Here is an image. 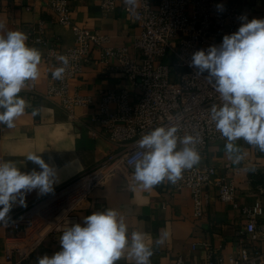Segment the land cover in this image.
<instances>
[{
    "label": "built area",
    "instance_id": "2783aa9c",
    "mask_svg": "<svg viewBox=\"0 0 264 264\" xmlns=\"http://www.w3.org/2000/svg\"><path fill=\"white\" fill-rule=\"evenodd\" d=\"M99 1L105 14L121 7L138 22L141 31L134 49L139 55L133 56L128 47L108 45L106 36L75 24L67 0H50L47 6L60 24L71 28L75 41L68 48H59L40 36L42 24L29 31L31 41L46 49L48 62L65 67L57 57L68 58L63 77L49 86L48 94L60 97L62 106L69 111L88 104L89 97L70 93V80L99 52L102 62H117L116 68L136 86L138 96L133 102L126 90L105 92L96 119L106 127L117 149L9 218L7 225L17 234L7 241L6 258L13 260L16 256L15 264H25L45 238L79 223L78 213L85 208L93 190L113 176L133 175L135 162L148 151L139 148L138 141L156 127H176L177 144L182 148L183 138L193 137L194 144L189 146H194L200 157L205 156L210 144L226 142L211 119L212 106L219 108L223 104L214 87L215 78L191 66L192 56L198 50L219 46L224 35L238 31L240 17L246 16L248 21L255 17L225 0H132L127 4L121 0ZM221 4L222 12L216 7ZM112 103L115 111L110 110ZM168 184L175 191H191L196 219L205 216L211 202L204 192L207 187L216 188L221 201L241 209L246 217L245 227L237 234V251L225 255L203 243L208 249L205 264H264V206L260 202L240 206L233 176L221 175L214 165L198 164L184 169L179 180ZM174 264H183L182 258Z\"/></svg>",
    "mask_w": 264,
    "mask_h": 264
},
{
    "label": "crops",
    "instance_id": "0c3cea01",
    "mask_svg": "<svg viewBox=\"0 0 264 264\" xmlns=\"http://www.w3.org/2000/svg\"><path fill=\"white\" fill-rule=\"evenodd\" d=\"M50 0H0V35L8 31L26 34V45L41 53L39 77L26 82L19 94L26 101L25 113L16 118L13 128L0 125V163L15 161L22 172L39 166L26 160L29 153L40 154L56 170L57 182L54 190L90 169L117 149L108 136L106 127L97 120L105 92L119 93L126 90L134 102L138 96L136 86L124 78L116 68V61L105 63L100 53L95 52L93 61L83 71L70 80V93L89 97L86 105L75 106L69 111L62 106L58 96H50L49 86L55 82L52 72L58 68L46 59V49L31 41L29 31L42 24L40 36L55 42L59 48L74 44V34L69 26L60 24L57 15L47 6ZM125 1V0H121ZM235 4L242 12L256 19H264V0H225ZM73 22L91 32L108 38V45L128 47L133 56L139 52L134 42L141 28L121 7L105 14L99 0H67ZM116 105L110 104L115 111ZM33 111L36 112L33 115ZM225 143H213L206 154L195 165L210 164L218 168L221 175H231L237 183V201L242 205L260 202L264 206V152L248 145L243 139L234 143L240 152H225ZM182 147L177 144L176 150ZM240 155L242 159L236 161ZM204 192L210 196V204L205 216L196 219L191 191L184 188L175 191L165 179L151 189H143L135 182L133 175H116L93 190L85 208L78 213L79 224L93 212L116 209L128 226L129 244L131 234L139 231L145 234V242L151 247L150 264H174L182 258L183 264H205L209 248L222 254L237 251L238 231L245 227L246 217L241 209L225 203L218 197L214 187ZM47 195V194H45ZM45 195L33 190L25 197L26 207ZM14 205L6 220L26 208ZM17 232L4 222H0V264H15L6 258V244ZM55 234L44 239L31 254L25 264H38V257H51L61 250L60 237ZM157 239L163 242L156 243ZM125 255L116 264H135L134 259Z\"/></svg>",
    "mask_w": 264,
    "mask_h": 264
},
{
    "label": "clouds",
    "instance_id": "9594fccd",
    "mask_svg": "<svg viewBox=\"0 0 264 264\" xmlns=\"http://www.w3.org/2000/svg\"><path fill=\"white\" fill-rule=\"evenodd\" d=\"M132 0H125L130 3ZM222 12L224 6L217 5ZM238 31L224 35L219 46L198 50L192 56L191 66L200 73L207 71L215 78V90L222 106L211 108V119L216 129L226 138L225 152H240L234 143L243 139L248 145L264 152V19L247 20ZM0 24V29H3ZM27 36L21 31H8L0 35V125L15 126L16 118L25 113L26 101L19 94L26 82L35 81L39 73L41 53L26 45ZM65 67L52 72L53 79H61L68 64L66 56L57 57ZM36 112L33 111V115ZM176 127H156L138 141L141 149H148L135 162L133 179L145 190L167 179L175 183L184 169H190L200 160L194 138L186 136L177 149ZM242 159L240 155L236 161ZM27 161L38 165L22 172L15 161L0 163V222L7 225L6 217L14 205L26 207L25 197L33 190L40 195L54 192L56 170L40 154L29 153ZM163 241L157 239L156 243ZM61 250L51 257H38V264H116L125 255L135 264H150L151 247L145 234L134 231L129 244L128 226L116 209L93 212L84 218L83 226L74 224L60 237Z\"/></svg>",
    "mask_w": 264,
    "mask_h": 264
}]
</instances>
